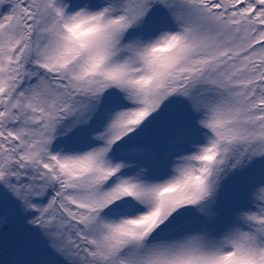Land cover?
I'll return each mask as SVG.
<instances>
[{"label": "snow or ice", "instance_id": "1", "mask_svg": "<svg viewBox=\"0 0 264 264\" xmlns=\"http://www.w3.org/2000/svg\"><path fill=\"white\" fill-rule=\"evenodd\" d=\"M0 264H264V0H0Z\"/></svg>", "mask_w": 264, "mask_h": 264}]
</instances>
